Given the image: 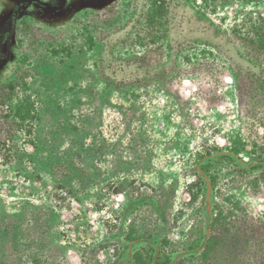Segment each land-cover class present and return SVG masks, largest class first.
Listing matches in <instances>:
<instances>
[{"label":"rangeland","instance_id":"rangeland-1","mask_svg":"<svg viewBox=\"0 0 264 264\" xmlns=\"http://www.w3.org/2000/svg\"><path fill=\"white\" fill-rule=\"evenodd\" d=\"M26 1L0 0V213L49 206L61 247L44 238L27 258L150 264L143 238L155 234L156 264L181 251L175 264H202L192 253L206 191L195 161L264 156V0H126L102 17L93 12L113 0H44L50 9L18 13L7 42ZM64 127L83 128L65 152ZM209 159L213 213L235 200L264 218V191L251 185L263 169L250 177L228 157Z\"/></svg>","mask_w":264,"mask_h":264},{"label":"trees","instance_id":"trees-1","mask_svg":"<svg viewBox=\"0 0 264 264\" xmlns=\"http://www.w3.org/2000/svg\"><path fill=\"white\" fill-rule=\"evenodd\" d=\"M30 1L36 2V0ZM117 7V3L112 4L94 11L93 14L95 17H102L107 13H113ZM144 59L147 58L144 57ZM23 106L15 111L17 117L21 119L26 118L29 111L26 104ZM86 115L83 113L80 117L86 119ZM82 129L75 128L73 131L77 130L78 134L75 133V135H81ZM62 130L65 132L64 136L68 135L67 138L70 140L67 149H63V152L70 151L80 140L65 127ZM62 134L47 142L46 139L44 141L39 139L42 137L39 133L37 141L42 146L48 143L55 144L61 140L59 138ZM253 187L255 191H264V171L258 181L253 183ZM57 225V216L54 210L47 205L22 203L19 214L0 213V264H28V261L30 264L31 262L40 264L38 259L40 251L37 252L38 254H30L32 259L27 258L26 253L33 244L41 243L44 238L47 243L51 244V248H48L50 251L56 252L60 249L55 237ZM33 230L36 232L34 236H32ZM210 231L211 236L207 245L199 255L202 257V264H264V218L248 214L245 207L238 201L231 200L229 210L215 213L211 217ZM24 257L28 260L26 263H23ZM55 261L56 258L53 263ZM150 264L153 263L150 262Z\"/></svg>","mask_w":264,"mask_h":264},{"label":"flooded vegetation","instance_id":"flooded-vegetation-1","mask_svg":"<svg viewBox=\"0 0 264 264\" xmlns=\"http://www.w3.org/2000/svg\"><path fill=\"white\" fill-rule=\"evenodd\" d=\"M38 3L36 2H33L35 4H40L41 5V2L43 3L44 0H37ZM79 1V0H78ZM120 1H126V0H113L111 1L112 4H116ZM138 2V0H133V2ZM71 2L73 3H77V0H71ZM134 2V3H135ZM31 3V4H33ZM45 6L49 7L47 9H50V6L49 5H46L45 3H43ZM112 4H109V5H112ZM108 5V4H107ZM107 5H104L103 8L107 7ZM102 8V9H103ZM65 11L64 9L62 10V12ZM56 15H59V13H54ZM264 32V31H263ZM228 157L232 160V162H234L239 170V173H242L243 171L247 172L246 174H249L250 177H251V174L254 173V170L260 168V169H263L264 171V156L262 157V159H259V160H252L250 161L249 163H245L243 162L236 153H231V152H222V153H217V154H210L209 156H203L201 157L199 160L195 161L194 163V172H195V175L204 183L205 185V188H206V191H205V199L203 198V213H204V229H203V236H202V240H201V237L198 238V241L201 242V244L199 245L198 248H196L195 250H192V253L193 255L199 257V255L203 252L204 248L206 247L207 245V242L209 240V237L211 236V231H210V221H211V217L213 216L212 214L213 213V210L211 209L212 208V203H213V185H212V182L210 180V178L207 176V174L205 173L203 167H204V164L209 161L210 159L209 158H221V157ZM212 161V160H210ZM247 178V176H245ZM257 180L253 179L252 181V186H253V183H255ZM207 182L210 184V187H211V193H210V207H209V210L207 209V203H206V194H207V189H208V186H207ZM165 212L166 211H162L161 215L162 216V221H161V225L166 227V226H169V224H166L167 223V219L164 218V215H165ZM208 213V214H207ZM158 215V216H159ZM207 215H208V225H207ZM168 216V214H167ZM166 216V217H167ZM164 218V219H163ZM207 228L209 230V234H208V239L205 243V238H206V231H207ZM151 232V231H150ZM149 232V233H150ZM148 233V234H149ZM158 235L160 236L161 235V232L158 233ZM145 236V235H144ZM143 236V237H144ZM142 237V238H143ZM157 235L155 234H150V235H147V237L143 238L144 240H149L150 243H147L149 246V249H150V254L149 255H153V259L151 260V262L153 264H156V261H157V255L159 254V244L157 242ZM156 239V241H154ZM141 240V239H139ZM131 244V243H130ZM128 243L126 245V249H128ZM134 248V247H133ZM185 255H187V251H181L180 253H177L176 255H174V257L171 259V262L169 264H175L176 262H178L180 259H182V257H184ZM129 262V260L126 261V264ZM114 264H117V262H115Z\"/></svg>","mask_w":264,"mask_h":264},{"label":"water","instance_id":"water-1","mask_svg":"<svg viewBox=\"0 0 264 264\" xmlns=\"http://www.w3.org/2000/svg\"><path fill=\"white\" fill-rule=\"evenodd\" d=\"M33 2H31L30 0L26 1L24 4H22L21 6H19L14 12H13V15H12V20H11V31L9 33V37L7 39V42H9L11 36L13 35V30H14V23H15V19H16V16L18 15V13L22 10H24L29 4H31ZM36 3H38V1L36 0ZM43 7L45 8H49L47 6H45L44 4H41ZM6 42V43H7ZM207 186H208V189H207V194H206V203H207V209L209 210V207H210V193H211V187H210V184L207 182ZM208 214V213H207ZM207 225H208V215H207ZM208 234H209V230L207 228V231H206V238H205V243L208 239ZM132 249V245L129 246V252L131 251Z\"/></svg>","mask_w":264,"mask_h":264}]
</instances>
